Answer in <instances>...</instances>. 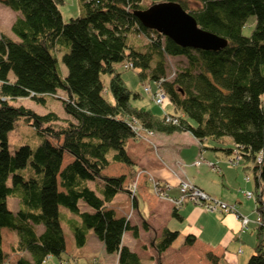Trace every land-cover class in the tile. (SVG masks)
Masks as SVG:
<instances>
[{"label":"trees","instance_id":"trees-1","mask_svg":"<svg viewBox=\"0 0 264 264\" xmlns=\"http://www.w3.org/2000/svg\"><path fill=\"white\" fill-rule=\"evenodd\" d=\"M59 1L0 0L17 12L10 26L16 38L0 33V230L7 228L15 236V264H42L48 256L63 260L66 238L60 205L80 217V225L72 228L76 245L85 242L90 229L107 253H116V264H142L122 243L125 230L138 235L137 226L116 216L107 204L117 192H129L123 184L138 176L126 144L143 131L188 132L199 142L217 143L212 150L227 155L237 150L246 166L253 163L256 185L264 191V0H172L199 26L227 39L219 50L181 46L144 27L133 11L154 1L81 0L80 14L67 20ZM251 15L252 27L245 35L242 29ZM140 34L145 42H130V35ZM166 56L181 57L170 78ZM126 62L140 79L160 84L178 113L176 122L133 103L140 95L126 86L118 70V64ZM58 88L65 93L62 106L71 118L64 125L56 123L53 112L35 113L10 101L30 97L41 103ZM19 118L32 125L41 140L33 148L25 143L11 152L6 135ZM259 152L262 162L256 163ZM89 180H96L93 188ZM8 196L18 201L14 211L7 207ZM79 201L92 211H80ZM186 202L202 206L184 198L172 206L173 218H182L178 209ZM256 210L261 214L260 203ZM177 234L163 229L154 241L156 251L164 250ZM194 240L192 233L184 239L188 244ZM263 242L261 222L245 264H264ZM206 255L210 264H220L213 250ZM5 258L0 232V264H7Z\"/></svg>","mask_w":264,"mask_h":264},{"label":"crops","instance_id":"crops-1","mask_svg":"<svg viewBox=\"0 0 264 264\" xmlns=\"http://www.w3.org/2000/svg\"><path fill=\"white\" fill-rule=\"evenodd\" d=\"M155 135V139L159 142L156 149L151 150L144 143H139L132 138L128 139L126 144L127 154L133 162L134 174L143 173V176L138 180L139 189L136 190L133 198H130L129 192L124 190L121 191L125 193L122 200H114L117 192L109 202L112 203L111 207H113V202L124 203L125 206L121 208H125V211L122 212L126 214L131 211V215L127 219L131 225L137 226L138 235L133 236L130 230H125L122 235V243L135 251L142 264H210L207 260V251L213 250L219 262L227 247L232 249L230 251L233 254V262L230 261L229 264H245L249 254L253 251V246L249 250L251 252L246 255L244 251L245 243L242 239L245 236L243 230H247L249 224L257 226L258 223L254 219L260 212L256 210L257 202L252 198H246L242 191L245 189L256 190L257 193L258 184L256 185L254 181L255 188L251 189L249 181H243L241 177L242 171L238 168L239 164L233 165L228 161L232 153L227 155L226 151L219 148L212 150V145L217 143L211 140L209 141L212 143L206 144L205 142L208 140L204 139L202 141L203 148H201L199 140L188 132L176 131L169 134L155 132ZM178 136L182 137L179 138ZM224 139L230 145L229 138ZM185 140L197 146L200 153L195 155L194 152L192 157L185 155L183 148L179 147ZM196 160H200L198 165L195 164ZM191 162L193 163L191 164ZM173 163L175 166L177 163V169L173 166ZM241 166L244 170L246 165L242 162ZM170 172L173 174L171 181L167 177ZM149 173L157 176L160 181L170 184L168 192L171 196L177 195V184L181 179L180 177L184 176L182 178H186L210 195L219 197L228 203H235L238 212L249 218L247 227L242 228L240 220L234 213L207 211L199 204L192 202L183 203L181 209H178V213L182 218L177 219L179 223H173V219H176L171 215L173 205L168 200L156 198L153 195L150 183L144 175ZM232 176H234V180ZM130 180L126 181L123 186L128 185ZM250 200H253L251 210L250 208L246 209L243 204V202ZM115 214H117V211ZM60 215L68 221V224H63L60 221L66 238L65 252L61 255L63 260L56 256H48L42 264H105V261L109 260V255L103 253V243L93 234L92 230L87 229L85 242L81 246H77L71 229L75 225H80L78 219L72 216L69 211L63 209H59V220ZM261 217L264 223V210L261 211ZM211 220L213 223H210ZM143 225H146V227ZM207 226L212 228L214 233H219L222 240L212 242L210 236L204 234ZM165 228L175 229L178 234L164 250L157 252L154 241L160 238ZM3 230L10 231L7 228H1V236ZM188 233H192L195 237L191 244L184 241L186 235H183ZM252 234H254V230L251 231V236ZM94 245L99 250V255L95 254ZM2 249L7 252L4 249L3 240ZM110 255H113L114 264H116V253ZM17 257L16 252L10 251L5 258L7 264H15Z\"/></svg>","mask_w":264,"mask_h":264},{"label":"rangeland","instance_id":"rangeland-1","mask_svg":"<svg viewBox=\"0 0 264 264\" xmlns=\"http://www.w3.org/2000/svg\"><path fill=\"white\" fill-rule=\"evenodd\" d=\"M144 1H145V3H148L150 1L159 2V1H163V0H144ZM58 8L61 12L63 20H67L70 16H77L80 14L79 12L82 9L81 0H62V1H59L58 2ZM16 15H17L16 11H14V10L10 9L8 6H5L4 4L0 3V33H3V34H5L9 37H12V38H16V36L14 35V33L10 29V26H11L13 20L15 19ZM253 20H254V17L252 15L248 17L247 24L242 29L243 34H245V35L249 34L251 27H252ZM129 40H130V42H133L136 45L141 44V43L146 41V39H144V36L141 34L138 36L137 35H130ZM180 58L181 57L166 56V61L168 63L167 72H168L169 78L173 76V72L175 70L176 62ZM57 60H58V66L60 69V74H61V76H64L66 73V67L63 64V62L61 61L60 52L57 54ZM118 70H120L121 77L123 78L126 86L129 89H131L132 91L138 92L140 95L139 98L132 100L134 104L147 106L155 114H158V115L161 114V110L163 112H168L169 114L175 115V116H176V114H178L177 112H175L173 110V106H172V104L168 98H165L163 103L159 105V104L154 103L151 95L146 94V92L144 91V87L147 86L146 84H150L152 87H154L153 81H150L148 79H140L136 70H134L133 68H125L124 65L118 64ZM104 79H105V77H104ZM64 96H65L64 91L62 89L58 88L56 91V94L54 96L53 95H45V100H44V102H41V103H37L36 101L31 99L30 97L18 98L16 100H10V101L15 105L22 104V105L32 109L35 113L43 114V113H46L49 111L53 112L58 116L56 123H58V125H64V124H66L68 119H71L69 114H67L65 112V110L62 106V99L61 98H63ZM155 136H156L155 133L150 134L149 132L143 131L142 134L139 133V135L134 139L137 140L139 143H144L145 146H147L148 148L150 147V149L152 150V149H156L157 144L159 143V142H157V139H155L156 138ZM6 137H7L8 149L11 152L18 145L25 144V143L30 145L33 148L41 140V136L34 130L33 126L28 124L27 122H25L23 118H19L17 120V124L7 132ZM178 137L180 138L182 136H178ZM158 140L162 141L163 139H158ZM210 142L211 141L208 140L205 143L207 144ZM200 144L203 146V142H200ZM180 146H181V148H183V153L185 155H187L188 157H192L194 152H195V155L197 153H200V151L198 150L199 148L197 146H195L194 144L188 143L186 140L184 142H182L179 145V147ZM232 156H233V154L230 156V159L228 161L233 165L239 164L238 168L241 169V171H242L241 177L243 178V181H244L245 174H248L250 176V179L248 180L249 186L251 189H254L255 188V183H254L255 179H254V173H253V169H252L253 163L250 162V165L248 167L244 168V170H243V168L241 166L242 158L239 160L238 163H234L233 159H231ZM196 161H198L200 163V160H196ZM192 163L193 162H191V164ZM199 163L195 162L196 165H198ZM173 166L176 169L178 167L177 163H176V166L173 163ZM144 175H145V178L149 181L153 195H155L156 198L166 199L172 205H175L169 198L158 195V192L155 191L154 185H152L151 178L146 174H144ZM167 175H168L167 176L168 179L170 178L169 180L171 181L173 174H171V172H170V174H167ZM142 176H143V173L138 174V176H136V178L133 181H131V182L129 181V184L125 186L126 188L129 189V197L130 198H133L134 193L136 192V190L139 189L138 180ZM155 177H157V176H155ZM182 177H184V176H182ZM182 177H180L181 179L179 181L184 182V183L185 182L186 183H192L189 180H187L186 178H182ZM232 178L234 180V176H232ZM95 182H96V180H89V181H87V184L89 187L93 188L95 186ZM123 195H125L124 192H121V191L118 192L115 195L114 200L115 199L116 200H122ZM252 203H253V200L243 202L244 207L246 209L250 208V210H251ZM6 204H7V207L13 211L16 210V208L18 207V201L13 196L7 197ZM111 205H112V203L111 204L108 203L107 207L112 208L114 210V212L117 211L116 216H124L125 218H129V216L131 215V211H128L126 214L124 212H122V211H125V208H121V207L125 206L124 203L122 204V203H118V202H113V207L116 209V211L113 207H111ZM59 209L69 211V213L72 216H74L76 219H78L77 221L80 223V217L78 214L71 212L70 210H68L66 207H64L62 205H60ZM79 209H80V211H83V210L92 211V208L89 207L87 204H85L83 201H79ZM180 209H181V207H180ZM121 214H123V215H121ZM244 216H246V215H244ZM66 220L67 219H65L62 215H60L61 223L68 224V221H66ZM173 221H174L173 223H179V221L177 219H173ZM210 223H213V221L211 220ZM173 228H176V227H173ZM252 230H254V234H252V236H251ZM243 231H244L245 236H243L242 239H243V243H245L244 251H245V254L247 255L251 252V251L249 252V250H250V248L252 249L253 242H255V240H256V227L254 225L249 224L248 229L243 230ZM204 234L207 236H210L209 238H211L212 242H214V243L222 240L221 239L222 237H220L219 233H214V230L212 228H210L209 226H207V230L204 231ZM185 235L186 234H184L183 236H185ZM2 237H3L2 240H3L4 249L7 250V252H5L6 253L5 257H7L9 252L13 251L11 249V247H12L13 243H15V236L11 231L3 230L2 231ZM125 242H127V241L125 240ZM237 243H239V241H237ZM94 250H95L96 255L100 254L99 250L96 248L95 245H94ZM230 250H232V249L229 247H227V249H225V254H223L219 260L220 264H229L228 262L232 261V255L233 254ZM103 253L105 255H109V260L105 261V264H114V259H113L114 254L111 256L110 255L111 253H107L104 250H103ZM18 256H19V254H18ZM11 262H13V260H11ZM15 262H16V260H15Z\"/></svg>","mask_w":264,"mask_h":264},{"label":"water","instance_id":"water-1","mask_svg":"<svg viewBox=\"0 0 264 264\" xmlns=\"http://www.w3.org/2000/svg\"><path fill=\"white\" fill-rule=\"evenodd\" d=\"M133 14L144 27L154 29L181 46L219 50L227 44L226 38L199 26L194 16L177 1L154 2L135 9Z\"/></svg>","mask_w":264,"mask_h":264},{"label":"built area","instance_id":"built-area-1","mask_svg":"<svg viewBox=\"0 0 264 264\" xmlns=\"http://www.w3.org/2000/svg\"><path fill=\"white\" fill-rule=\"evenodd\" d=\"M125 67H132L131 62H127L124 65ZM144 91L148 94L151 95L153 98L154 103L156 104H162L163 101L165 100L166 94L163 90V88L160 86L158 82H154V87L147 85L144 87ZM162 116L166 118V120L170 121L172 120L173 122H176V116L175 115H170L165 112L162 113ZM151 134V131H147ZM234 163H238L239 160L241 159V155L237 150H234L232 158ZM256 163H261L262 162V153L259 152L256 157H255ZM196 163H199L196 161ZM151 180H152V185L155 187V191L158 192V195L164 196L169 198L174 204H178L183 201L184 198H188L189 200L195 202V203H200L205 210L208 211H220V212H232L235 213V215L240 219L241 225L243 227H246L249 219L240 214L237 211L236 205L234 203H227L215 196H212L208 193H206L204 190L201 188L197 187L194 184L191 183H184V182H179L178 184V189L180 191V194L176 197H171L167 193V190L169 189L168 184L161 185L157 180H155L152 176L148 175ZM245 180H249V175L246 174L244 176ZM260 186H257V193L256 190H243V195L246 198H252L258 203V199L261 200L259 203L261 206H263L264 209V192L260 193ZM187 194V195H186ZM189 195V196H188ZM256 223H261L262 222V217L261 214H258V216L255 219ZM263 223V222H262ZM264 224V223H263ZM264 245V242H263Z\"/></svg>","mask_w":264,"mask_h":264}]
</instances>
